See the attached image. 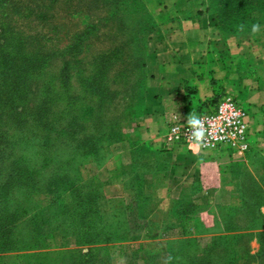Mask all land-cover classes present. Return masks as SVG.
I'll list each match as a JSON object with an SVG mask.
<instances>
[{
	"label": "rangeland",
	"instance_id": "1",
	"mask_svg": "<svg viewBox=\"0 0 264 264\" xmlns=\"http://www.w3.org/2000/svg\"><path fill=\"white\" fill-rule=\"evenodd\" d=\"M187 2L209 15L221 36L228 35L216 14L207 10H227V0ZM227 23L235 27L232 18ZM156 27L145 0H0V206L6 201L20 205L12 207L18 208L13 221L17 228L12 248L0 250V264H192L191 258L202 251L191 238L167 246L129 243L142 230L126 197L105 194L103 183L93 177V164H101L92 156L78 161L79 141L96 131L97 112L102 109V119L111 122L143 103L146 75L138 73L141 64L136 60L145 63L166 44ZM242 27L241 34L251 32ZM92 81L114 97L103 107ZM111 145L96 156L99 162L105 161ZM260 146L264 156V137ZM20 165L39 169L26 179L13 176L2 186ZM74 167L84 181L98 182L108 198L100 206L101 217L93 218L96 228L82 227L78 235L75 201L80 194L49 186L60 170ZM258 182L264 189V178ZM95 231L98 240L86 237Z\"/></svg>",
	"mask_w": 264,
	"mask_h": 264
},
{
	"label": "crops",
	"instance_id": "2",
	"mask_svg": "<svg viewBox=\"0 0 264 264\" xmlns=\"http://www.w3.org/2000/svg\"><path fill=\"white\" fill-rule=\"evenodd\" d=\"M145 1L166 44L145 61L144 102L123 123L121 139L111 145L108 158L99 167L93 164V177L103 183L106 195L126 197L132 207L142 233L129 243L167 246L191 238L214 264H264V225L259 220L264 205L253 212L251 222H245L243 206L245 172L264 178L259 153L264 137V27L221 36L212 18L187 0ZM223 93L235 95L248 111L254 133L248 152L162 145L172 120L183 113L195 116ZM135 174L140 195L127 176Z\"/></svg>",
	"mask_w": 264,
	"mask_h": 264
},
{
	"label": "trees",
	"instance_id": "3",
	"mask_svg": "<svg viewBox=\"0 0 264 264\" xmlns=\"http://www.w3.org/2000/svg\"><path fill=\"white\" fill-rule=\"evenodd\" d=\"M53 1V0H48ZM229 8L227 10H221L219 8H215L213 6L208 8L207 10H212L216 14L219 19V23L222 30V33L226 34H237L243 33V27L249 28L250 31H253L254 27L257 28L261 24L264 23V0H227ZM220 11H219V10ZM198 12H200L198 10ZM154 18V17H153ZM233 19L235 27H228L227 21L230 22V19ZM155 20V19H154ZM219 25V24H218ZM217 26V25H216ZM136 64H141V69L138 73L143 72V67L145 65L144 62H141L137 59ZM128 70V68H127ZM91 89L95 91L96 95L98 96V102L101 107H103V102L106 100H112L114 97L110 96V92H108L104 87H96L92 86L93 81L91 82ZM9 92V91H7ZM94 94V95H95ZM144 100V99H142ZM144 102V101H143ZM143 103L141 102V105ZM128 109L124 111L121 115L117 116V119L111 122L108 120H104L102 109L101 112H97L95 116L97 117L96 122V131H91L90 133L86 134L84 138H82L79 142L81 145V156L82 159L78 160L79 163L83 161L85 157L92 156L93 160L97 162V164H102L99 162L98 158L96 157L99 153L104 151V148L107 147L109 144L116 142L121 139L122 134V126L123 123L130 119L134 114L137 113L139 109H137V104L134 109ZM140 108V107H139ZM108 107L105 108V110ZM43 112L37 114L40 116ZM122 116V117H121ZM42 119H45L43 116ZM95 127V126H94ZM45 128V127H44ZM95 130V128H94ZM253 146V145H252ZM252 148V147H251ZM109 153H107V158ZM106 158V159H107ZM105 159V160H106ZM18 163V161H17ZM78 163V164H79ZM39 168H26L23 169V166L17 167V170L13 172L11 170L10 176L6 177L5 184L3 183L2 186L9 185V180L13 179V176H16L17 179H26L29 175ZM245 181L243 183V206L245 212V222H251L254 220L255 216H253V212H256L257 208L264 205V189L259 187V180L255 179L254 176L250 171L245 172ZM129 176V184L133 187L136 195H140L139 189V177L138 174L135 175H128ZM49 184L50 187H55L54 190L59 189H66L70 191L71 194H80L77 198H81L78 201H75V214H76V231L78 235V231H81L80 228H88L89 230L96 228L95 226L91 225L93 218L96 214H99L100 217L102 215L100 206L103 205L104 201L108 202V198L103 197L102 194V187L101 185L94 181H84L81 178L80 170L77 167H74L72 170H60L57 177L54 178ZM51 178V179H52ZM252 182V187L249 188L248 182ZM22 185V184H21ZM257 187H254L256 186ZM1 186V187H2ZM25 186V185H24ZM29 187V186H26ZM98 197L100 198L101 202H98ZM13 206L20 207L18 202H5V206H0V250H5L6 248L11 249L13 245L12 231L14 228H17L15 225V217L18 208H12ZM54 206V205H53ZM79 206V207H78ZM21 209V208H20ZM10 210H13L10 212ZM23 211V210H22ZM101 213V214H100ZM13 217V219H12ZM260 225H264V216H259ZM29 222V221H28ZM86 223L87 225H82ZM26 227V224H25ZM83 229V228H82ZM98 232L95 231L86 237L92 241L98 240ZM192 264H214L209 260H205L203 252L201 251L198 256H194L190 260ZM218 264V263H217ZM224 264H234V262H224Z\"/></svg>",
	"mask_w": 264,
	"mask_h": 264
},
{
	"label": "built area",
	"instance_id": "4",
	"mask_svg": "<svg viewBox=\"0 0 264 264\" xmlns=\"http://www.w3.org/2000/svg\"><path fill=\"white\" fill-rule=\"evenodd\" d=\"M248 111L239 99L223 93L216 103L205 105L195 116L178 115L162 135V145L169 149L176 144H196L202 150L244 154L253 145Z\"/></svg>",
	"mask_w": 264,
	"mask_h": 264
}]
</instances>
